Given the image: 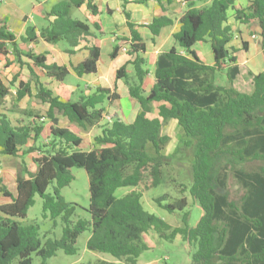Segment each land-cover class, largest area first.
<instances>
[{"label":"trees","instance_id":"16d2710c","mask_svg":"<svg viewBox=\"0 0 264 264\" xmlns=\"http://www.w3.org/2000/svg\"><path fill=\"white\" fill-rule=\"evenodd\" d=\"M120 1L128 34L116 37L110 56L116 60L127 48L135 57L116 73V82H123L130 98L141 107L132 124L116 116L111 122L104 119L106 106L121 99L117 88L97 87L89 95L80 91L76 100H63L45 80L63 84L71 71L79 78L98 73L101 48L94 41L105 34L98 24L73 17V11L84 6L97 17L95 0H61L45 14V27L38 30L29 25L20 38L5 19H0V60H7L6 68L17 65L20 69L10 87L0 75V155L19 158L25 165V158L40 154L33 159L35 171L23 166L18 172L16 196L0 176V191L11 199L0 206V264H33L34 256L47 264L60 251L76 256L80 252L78 241L87 232L86 250L108 254L112 260L91 258L81 264H139L141 255L150 250L146 236L151 231L171 242L181 236L190 246V264H264V169L238 175L248 190L240 203L228 192L216 189L219 167L225 160L264 163V69L250 73L252 92L243 93L235 87L241 76L237 54L250 50L244 41L246 35L260 40L264 55V0H246V6L239 4L240 0H185L180 29L173 35L175 45L158 55L155 84L148 93L143 87L150 74L144 57L147 44L137 28H147L156 43L162 30L175 21L160 16L148 26L137 25L127 9L128 0ZM156 1L161 4L163 0ZM230 17L237 23L236 29ZM237 36L243 40L242 49L231 45ZM40 42L51 47L63 43L69 56L81 50L89 56L70 68L48 64V52L37 54L21 48V44L35 46ZM198 43L211 44L212 65L194 50ZM128 65L133 66L132 75ZM24 70L28 71L27 79H22ZM220 75L226 77V85L218 83ZM12 89L15 108L26 98L36 99L48 105L46 116L24 111L27 121L14 124L3 113ZM155 103L160 104L159 118L149 119ZM59 116L85 132L96 129L93 147L85 150L84 139L60 126ZM169 121H175L188 138L185 147L194 150L189 194L203 213L195 227L189 223L188 198L164 195L154 200L168 213L181 216L180 227L148 212L143 204L146 192L164 184L169 160L164 151L170 138L162 133ZM75 168L84 169L89 177L88 208L67 201L63 195L76 180ZM121 188L133 191L118 198L116 192ZM36 197L43 203L42 218L53 222V228H62L59 239L49 231L43 242L41 226L26 224Z\"/></svg>","mask_w":264,"mask_h":264},{"label":"rangeland","instance_id":"374dc122","mask_svg":"<svg viewBox=\"0 0 264 264\" xmlns=\"http://www.w3.org/2000/svg\"><path fill=\"white\" fill-rule=\"evenodd\" d=\"M16 6L20 7L31 19L32 26H37L39 28L45 27L47 21L44 17L46 13H49L54 5L59 3L61 0H10ZM37 6L39 8H37ZM186 6V5H185ZM44 13V15L42 14ZM89 16L92 14L85 7L83 10H74L73 17L82 21H86ZM231 22L233 19H231ZM88 22V21H87ZM91 25V24H90ZM235 29L237 28V23L233 22ZM15 32H17L16 27H14ZM246 42L251 44L248 40L250 37L246 35L244 38ZM242 39L237 36L232 46L236 49H242ZM253 41V40H252ZM254 41H256L254 39ZM45 44L38 45L37 48H34L36 53L43 52V47ZM23 49H26V46L21 44ZM57 52L54 54L56 61H59L60 64L63 63V60L66 59L65 48L66 46L63 43H60L55 46ZM202 48V47H201ZM212 50V48H211ZM200 49L197 47V52ZM204 52V51H203ZM213 54V52H212ZM238 62L241 67V76L237 79L235 87L240 92L250 93L253 91V82L250 76V73L257 74L264 69V57L261 56L260 47L253 46L252 52L247 54L246 52H239L237 54ZM82 59V58H80ZM12 61V58L9 59ZM254 65V67H253ZM7 67V60L0 61V74L5 84L10 87V81L13 77L20 72V69L17 65H12L9 68ZM22 79H27L26 75L28 71L24 70L22 72ZM49 84L50 88L52 87L56 94H58L63 100H76V95L80 91H84V82L81 80L75 73H71L65 80L63 84H59L55 81H50L45 79ZM218 83L220 85H226V77L223 75L217 76ZM97 85L100 82L104 83L105 86L109 85L106 80L99 79L97 80ZM95 85V84H94ZM80 86V88H78ZM86 91L88 90L85 87ZM75 92V96L73 95ZM15 89H12V95L8 97L6 101L3 113H7L14 124H17L18 121H27V117L23 114L24 111H29L33 115L46 116L48 111V105L41 104L36 99H26L18 104L17 108L14 106V97ZM159 104H155L154 109L156 110L155 114L158 112ZM110 108L111 111H117L120 109L118 103L108 104L106 106ZM114 108V109H113ZM60 126L72 129L76 134L85 136V146L86 150H90L94 145V137L98 133L96 129L90 130L89 132L83 131L81 128L77 127L74 124H71L66 118L59 116ZM49 127V124L47 125ZM163 135H168L170 138L169 144L167 145L164 154L169 158L167 161L168 165L164 168V184L159 188L152 189L145 193L143 198V204L145 209L163 219L165 222L170 224L173 227H180L182 225L181 216L179 214H170L165 209L159 207L154 200L158 197L164 195H170L172 199L188 198L189 207L187 211L190 212V226L195 227L201 216L202 210L199 206L193 204V201L189 194V189L191 186V169H192V159L194 160V150L192 147L186 148L185 144L188 141V138L185 136L182 129L175 122L167 123L163 128ZM44 141L46 138L43 139ZM150 152H152L150 150ZM39 153L28 156L24 160L27 164H22V160L19 158H12L0 155V170L2 175H5V169L10 168L15 169L16 176L18 172L23 169V166L29 167L32 171H35L36 165L34 163V157L38 158ZM264 169V163L262 162H247L241 164H235L230 160H225L219 167L218 178L219 181L216 183V189L218 192H228L232 200L240 203L245 199L248 190L244 182L239 178V174H253L262 172ZM76 177L75 182L68 188L63 191V195L69 202H75L82 206L83 208H88L90 203V192H89V177L84 169L75 168L73 170ZM5 184H7L10 190L15 191V182L14 180L7 182L6 179H3ZM17 182V180H16ZM132 188H121L117 190L116 196L121 198L122 196L132 192ZM4 198L3 193L0 191V201ZM43 203L39 197H36V204L33 208L30 209L28 218L26 219V224L38 223L41 226V239L44 242V236L46 232L51 231L53 234L52 237L60 238L62 234V228H53V222L46 221L42 218L43 213ZM90 238V233L87 232L83 234L79 241L78 247L80 252L76 256H67L63 251H60L57 256L50 258L47 261V264H81L82 262L89 260L91 258H103L105 260H112V257L108 254H98L92 253L86 250V244ZM146 242L150 247V250L144 252L140 259L139 264H190V246L187 242L183 240L181 236H177L174 241H166L162 239L157 232L151 231L146 236ZM42 260L34 256L33 264H41Z\"/></svg>","mask_w":264,"mask_h":264},{"label":"crops","instance_id":"0c3cea01","mask_svg":"<svg viewBox=\"0 0 264 264\" xmlns=\"http://www.w3.org/2000/svg\"><path fill=\"white\" fill-rule=\"evenodd\" d=\"M95 1L99 7V15L97 17L89 16L88 19H86V21H88V23L91 25L98 24L100 28V32L105 34V36L94 41V43L101 48V55H100V60L98 64V73L96 75L84 76L80 79L83 80L85 84L84 92L87 95H89L97 87L111 89L112 91H115V89L117 88V92L121 96V99L118 101H115L113 103V106L114 104L118 103L120 106V109H117V111L113 112L111 111L110 108L106 107L105 114L110 115L112 119L113 117L116 116L119 119H121L125 124H132L134 123L138 113L140 112L141 107L136 101L130 98L127 86H125V84L121 81L116 82V73L121 67L127 65L129 62L134 61L135 57L130 56L127 52H124L123 50L119 53V56L116 60H112L110 56L113 51L116 37L128 34L127 19L122 12V4L120 0H95ZM138 1L139 0H128L129 4L127 5V9L131 11L132 13L133 23L137 25L148 26L155 17H160V16H168L174 19L175 21V24L173 26L167 27L162 30L160 36L156 39V43L152 42V35L147 28L145 27L137 28L142 34V37L147 44V53L144 57L149 62L150 74L146 78L143 87L145 91L148 93L151 91V89L153 88L155 84V77H154L155 63L158 59V55L167 47L175 45L173 35L180 29V20L186 11V6H185L186 4H185V0H163L161 4H158L156 0H147V3L144 5L137 4ZM239 4H241L242 6H246L247 1L240 0ZM37 8L39 7L37 6ZM83 8H85V6ZM83 8L80 10H83ZM42 14L44 15V13ZM231 14H233L232 11H231ZM0 19L6 20L7 25L9 26L10 30L14 32L18 38L25 35V31L27 27L31 25L32 23V19L19 6L17 7L16 4H14L10 0H0ZM233 22L235 21L233 20L231 22L232 25H233ZM14 27H16L17 32H15ZM35 27L38 30L43 28V27L39 28L37 26ZM254 39L256 41H254ZM248 41L251 43L250 50H249V55H250V53L253 50L254 45L260 47V40H258L257 38L251 37ZM42 44H45V43L40 42L38 45H42ZM38 45L26 46V49H23L22 47L21 48L23 50H33L34 51V48H37ZM176 47L178 48V46ZM197 47L200 49L198 53L200 54L204 62L207 65H212L214 59H213V54L211 50V44L198 43L194 47L195 51H197ZM45 52L49 53L48 64L57 63L59 65H67L70 68L73 66H77L78 64L86 60V58L89 56V52L86 50H81L74 56H69L68 54H66V59H64L63 63L60 64L59 61H56V58L54 57V54L57 52V48L55 46L51 47L45 44L43 47V52H40L37 54H41ZM260 53H261V56L264 57L261 47H260ZM127 71L129 74L132 75L133 66L128 65ZM71 73H74V72L71 71ZM100 78L101 79L104 78V80H106L109 85L105 86L104 83L102 82H100V84L97 85L98 83L97 80H99ZM85 87L88 88L87 91ZM78 88H80V86H78ZM51 89L54 90L52 87ZM73 95L75 96L74 91H73ZM78 96L79 94L76 95V97ZM155 104H158V103H155ZM155 104H153V111L147 115L149 119L159 118V111H157L158 113L155 114L156 112V110L154 109ZM169 122H175V121H169ZM85 136L87 135H82L81 137L84 139L86 138ZM84 146H85V139H84L83 147ZM15 171L16 170L13 168H10L8 170L5 169V175L3 176L0 170V176L2 180L6 179L7 182L9 181L12 182V180H14L15 187H16L15 191L10 190L9 186L5 184L3 180V185L7 187L8 191L13 196L17 195V182H16L17 176H16ZM9 203H11V199L4 196L3 200L0 201V206L6 205Z\"/></svg>","mask_w":264,"mask_h":264},{"label":"built area","instance_id":"2783aa9c","mask_svg":"<svg viewBox=\"0 0 264 264\" xmlns=\"http://www.w3.org/2000/svg\"><path fill=\"white\" fill-rule=\"evenodd\" d=\"M255 38H257V37H255ZM123 51H124V52H127V48H124ZM104 119H105L106 121H110V122L112 121V117H111L110 115H108V114H105V115H104Z\"/></svg>","mask_w":264,"mask_h":264}]
</instances>
